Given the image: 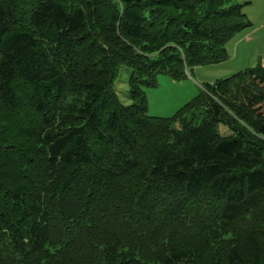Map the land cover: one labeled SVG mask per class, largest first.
Wrapping results in <instances>:
<instances>
[{
    "label": "trees",
    "instance_id": "obj_1",
    "mask_svg": "<svg viewBox=\"0 0 264 264\" xmlns=\"http://www.w3.org/2000/svg\"><path fill=\"white\" fill-rule=\"evenodd\" d=\"M250 25L231 0H0V264H264L263 65L168 117L144 92Z\"/></svg>",
    "mask_w": 264,
    "mask_h": 264
},
{
    "label": "rangeland",
    "instance_id": "obj_2",
    "mask_svg": "<svg viewBox=\"0 0 264 264\" xmlns=\"http://www.w3.org/2000/svg\"><path fill=\"white\" fill-rule=\"evenodd\" d=\"M243 4V11L251 25L226 44L228 58L218 64L196 66L189 69L187 79L173 80L165 75L157 76V85L144 88L147 100V113L153 116L168 117L201 89L203 83H211L232 73L257 63L264 67V0H231ZM131 68L119 67L114 89L124 104H130L127 80ZM224 134V127H220Z\"/></svg>",
    "mask_w": 264,
    "mask_h": 264
}]
</instances>
